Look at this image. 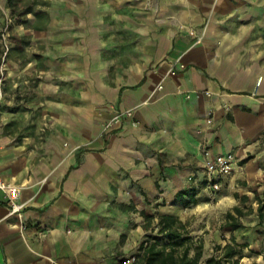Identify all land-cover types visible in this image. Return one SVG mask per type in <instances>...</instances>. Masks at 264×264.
I'll return each mask as SVG.
<instances>
[{"label": "crops", "instance_id": "0c3cea01", "mask_svg": "<svg viewBox=\"0 0 264 264\" xmlns=\"http://www.w3.org/2000/svg\"><path fill=\"white\" fill-rule=\"evenodd\" d=\"M41 2L20 12L27 20L4 76L3 103L6 85L26 89L27 114L42 115L45 131L0 110V177L24 205L10 213L0 191V264H133L143 212L178 216L183 199L207 193L203 146L234 156L221 198L240 207L246 196L256 212L264 0ZM126 109L137 125L104 130ZM254 245L262 261L264 234ZM212 251L204 245L203 258Z\"/></svg>", "mask_w": 264, "mask_h": 264}, {"label": "rangeland", "instance_id": "374dc122", "mask_svg": "<svg viewBox=\"0 0 264 264\" xmlns=\"http://www.w3.org/2000/svg\"><path fill=\"white\" fill-rule=\"evenodd\" d=\"M28 3L36 5L37 3H42L41 0H0V65L2 62L3 52L5 50V42L8 46V51L5 56V66L6 70H9L7 65L9 55L13 48H15L17 40L20 38L22 31L19 26V22L26 21L27 18L24 14H21L22 10L26 8ZM41 20H44V15L41 14ZM4 34V37L2 35ZM15 44V45H13ZM11 81V80H10ZM4 83V80H3ZM3 83L1 84V93L2 97L0 98V110L4 106L5 111L13 116L14 114L19 113L20 111L27 114L28 105L27 101L31 94L26 93V89L22 92H19V87L14 88V86L9 83L6 85L5 93V103H3ZM11 85V86H10ZM12 101L18 103L17 107L10 105ZM22 110H20V108ZM28 118L31 117V120L44 121L42 115L37 114H28ZM12 122V121H11ZM10 122V126H11ZM38 131L42 134L45 131L44 122L38 126ZM183 193V192H182ZM203 197H200L198 201L189 203L187 206H181L178 210V216L183 220H189L190 226L189 231L191 235L201 236L204 240V245L207 250H213L215 244H223L227 239L230 238L231 227L225 224L226 222V212L234 211V205L228 202L226 199H222L220 196V190H212L207 186V193H204ZM261 197V196H260ZM255 199V198H254ZM247 200H241L240 207L243 211L252 208V205L245 203ZM256 208H257V203ZM182 205V204H181ZM165 210H174L173 206L165 205ZM258 212L252 211L249 214H246L240 218H243L242 226L239 227L238 235L235 236L239 240L241 246V257L239 259V264H260L262 263L260 257V251L256 249L255 242H257L258 237L264 234V213L263 217L260 219L257 218ZM242 232V233H240ZM146 232L144 236L147 234ZM155 234V232H154ZM143 236V238H144ZM234 236V235H233ZM142 238V239H143ZM225 244V243H224Z\"/></svg>", "mask_w": 264, "mask_h": 264}, {"label": "trees", "instance_id": "16d2710c", "mask_svg": "<svg viewBox=\"0 0 264 264\" xmlns=\"http://www.w3.org/2000/svg\"><path fill=\"white\" fill-rule=\"evenodd\" d=\"M254 197L258 217L261 219L264 213V192L261 197L254 192ZM241 199L245 200L247 197L242 196ZM195 201L183 199L182 206ZM234 211L235 213L227 211L225 215V224L233 229L242 226L240 217L249 214L252 208L243 211L239 206H234ZM143 217V227L148 233L138 245L133 264H239L242 245L233 235L225 244H215L211 255L204 259V240L201 236L190 234L189 220L169 213L154 216L143 212ZM260 264H264V253Z\"/></svg>", "mask_w": 264, "mask_h": 264}, {"label": "built area", "instance_id": "2783aa9c", "mask_svg": "<svg viewBox=\"0 0 264 264\" xmlns=\"http://www.w3.org/2000/svg\"><path fill=\"white\" fill-rule=\"evenodd\" d=\"M188 33L194 37L196 41L201 40L202 35L197 34L195 30L190 29ZM4 37V34L2 35ZM8 51V46L5 42V50L2 56V62L0 65V87L3 83L6 66H5V56ZM175 63V62H174ZM174 64L171 65L169 70L170 74H175ZM157 89L162 88V84L159 83L156 87ZM206 94H209V91H206ZM2 96L1 89H0V98ZM128 119L131 125H137L138 121L135 119L133 111L130 109L117 111L114 115L109 118L104 124V130L111 131L115 127H118L122 124L124 120ZM211 121V117L208 118V122ZM202 153L206 157L205 159V177L206 182L209 188L216 191L220 188L219 177L227 175L231 171V166L234 160V156L232 153L228 152L225 154H217L213 157H209V150L206 146L202 147ZM0 191L4 193L6 197V202L8 204L10 213H15L18 216L21 215L23 209V203L17 201V198L20 193V188L18 185L14 184L11 181H6L0 177ZM134 260V256L132 257V261Z\"/></svg>", "mask_w": 264, "mask_h": 264}]
</instances>
